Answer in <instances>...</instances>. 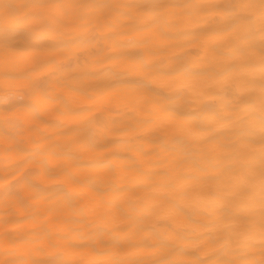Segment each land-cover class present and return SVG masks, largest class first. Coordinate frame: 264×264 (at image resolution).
Masks as SVG:
<instances>
[{
	"label": "bare ground",
	"instance_id": "bare-ground-1",
	"mask_svg": "<svg viewBox=\"0 0 264 264\" xmlns=\"http://www.w3.org/2000/svg\"><path fill=\"white\" fill-rule=\"evenodd\" d=\"M94 2L143 7L89 23L21 7L38 18L0 43V264L259 260V128L254 152H225L245 106L232 22L179 7L216 0Z\"/></svg>",
	"mask_w": 264,
	"mask_h": 264
},
{
	"label": "snow or ice",
	"instance_id": "snow-or-ice-1",
	"mask_svg": "<svg viewBox=\"0 0 264 264\" xmlns=\"http://www.w3.org/2000/svg\"><path fill=\"white\" fill-rule=\"evenodd\" d=\"M21 7L39 9V18L66 20L71 23H89L95 19L99 22L104 9H118L121 7H143L141 5H117L97 3L94 0H48L39 5H16L0 0V30L5 33L0 43L6 50H15L19 47L15 39L9 34L12 32L28 31L38 18L31 12L23 17L16 13ZM187 15L193 11H200L211 16H220L232 22L229 33L238 42L239 51L237 65L226 81L232 83L245 106L240 108L231 122L239 131L237 140L225 148L226 153L248 154L254 152L256 142L250 139L249 134L255 129L260 130L259 140V229L261 237L260 259H220L214 264H264V0H216V2L184 3L179 5ZM99 12L100 15H95ZM136 19V18H131ZM259 32L257 47L255 33ZM247 97V101L244 98ZM259 105H256V99ZM256 175L249 171L243 179L241 189L244 198L251 202L255 198ZM255 213L250 212L245 221L237 226L244 229L247 236L255 226ZM56 264H71L69 261H57ZM118 264V262H108ZM168 264H179L178 261H169Z\"/></svg>",
	"mask_w": 264,
	"mask_h": 264
}]
</instances>
